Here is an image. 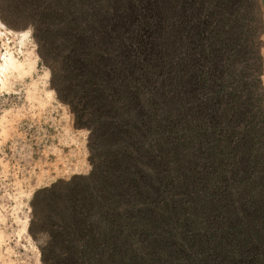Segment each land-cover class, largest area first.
I'll list each match as a JSON object with an SVG mask.
<instances>
[{"label": "trees", "instance_id": "obj_1", "mask_svg": "<svg viewBox=\"0 0 264 264\" xmlns=\"http://www.w3.org/2000/svg\"><path fill=\"white\" fill-rule=\"evenodd\" d=\"M228 2L214 28L199 15L211 0H54L28 20L58 42V92L87 109L98 152L32 211L42 264H264V105L228 61L240 52ZM147 138L144 152L126 143Z\"/></svg>", "mask_w": 264, "mask_h": 264}, {"label": "rangeland", "instance_id": "obj_2", "mask_svg": "<svg viewBox=\"0 0 264 264\" xmlns=\"http://www.w3.org/2000/svg\"><path fill=\"white\" fill-rule=\"evenodd\" d=\"M211 3L209 15H199L200 20L210 16L214 28L220 13L217 0ZM52 4L54 0H0V264H42L40 246L47 234L29 233L32 211H39L49 190L58 197L71 191L98 160L94 132L85 125L87 109L80 102L68 103L58 92L63 62L61 52L56 53L58 42L50 49L40 32L34 36L28 21L37 20ZM222 14L229 20L223 31L237 38L240 50L228 61L234 62L235 73L245 71L244 79L256 82L264 105V0H229ZM100 43L95 35L90 44ZM126 50L130 57L140 55L133 47ZM141 129L144 138L146 130ZM147 139L126 143L144 152L155 145Z\"/></svg>", "mask_w": 264, "mask_h": 264}, {"label": "bare ground", "instance_id": "obj_3", "mask_svg": "<svg viewBox=\"0 0 264 264\" xmlns=\"http://www.w3.org/2000/svg\"><path fill=\"white\" fill-rule=\"evenodd\" d=\"M9 61V60H8ZM7 66V65H6Z\"/></svg>", "mask_w": 264, "mask_h": 264}]
</instances>
